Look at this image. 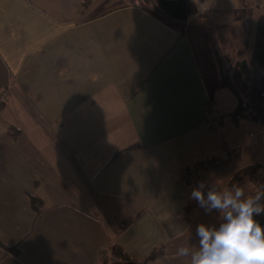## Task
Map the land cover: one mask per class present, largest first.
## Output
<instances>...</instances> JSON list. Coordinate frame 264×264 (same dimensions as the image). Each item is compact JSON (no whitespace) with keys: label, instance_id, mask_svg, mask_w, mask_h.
<instances>
[{"label":"crops","instance_id":"obj_1","mask_svg":"<svg viewBox=\"0 0 264 264\" xmlns=\"http://www.w3.org/2000/svg\"><path fill=\"white\" fill-rule=\"evenodd\" d=\"M191 1L181 33L156 0H0V264H100L115 244L189 264L178 249L209 225L191 192L230 167L182 172L240 142L215 50L264 11Z\"/></svg>","mask_w":264,"mask_h":264},{"label":"trees","instance_id":"obj_2","mask_svg":"<svg viewBox=\"0 0 264 264\" xmlns=\"http://www.w3.org/2000/svg\"><path fill=\"white\" fill-rule=\"evenodd\" d=\"M158 8L165 19L184 32L186 18L196 11V5L191 0H156ZM250 9H244L237 25L241 37L238 46L231 49H216V58L221 68L220 86L228 88L236 97L235 106L229 111L217 114L219 121L230 115L235 123L240 119L256 121L264 125V11L257 15L255 24ZM254 25V26H253ZM4 106V103H3ZM254 167V168H253ZM250 170L258 171L254 183L259 187L249 188L247 195H253L264 190V161H255L237 169L234 176H243ZM232 178L230 183L233 185ZM33 209L40 211L42 199L35 193H30ZM260 203L264 205V197ZM254 219L264 227V211L254 214ZM221 221L218 223V227ZM17 247V246H15ZM162 245L154 248L142 258L129 255L120 245L112 246L113 264H157L153 261L162 254Z\"/></svg>","mask_w":264,"mask_h":264},{"label":"clouds","instance_id":"obj_3","mask_svg":"<svg viewBox=\"0 0 264 264\" xmlns=\"http://www.w3.org/2000/svg\"><path fill=\"white\" fill-rule=\"evenodd\" d=\"M204 188L200 182L191 198L206 212H219L221 223L198 225V246L180 247L177 255L188 257L189 264H264V227L254 219V214L264 211L260 203L264 190L246 196L239 185L226 189L212 185L205 195Z\"/></svg>","mask_w":264,"mask_h":264},{"label":"rangeland","instance_id":"obj_4","mask_svg":"<svg viewBox=\"0 0 264 264\" xmlns=\"http://www.w3.org/2000/svg\"><path fill=\"white\" fill-rule=\"evenodd\" d=\"M257 18V14L255 13V19H254V24ZM254 26V25H253ZM236 30H238V27H236ZM6 91V90H2ZM7 95V93H6ZM6 100V98H5ZM236 101V100H235ZM223 109L224 112L227 110L225 108ZM2 112V111H1ZM225 123L224 127L227 125H232L237 131H238V143H240L243 147L244 150L235 155L231 160V162L226 165L225 167H230L227 172H225L224 176L225 178H221L220 181V175L218 178L215 179L214 183H209L204 190L208 191V188L211 187L212 185H217L218 189H226L228 187H231L232 184L230 183V180L234 174V172L239 169L240 166L243 164H248L252 163L255 161H264V125L260 124L259 122L256 121H250L248 119H240L239 123H235L230 115H226L225 117ZM252 133L253 136L248 137V133ZM254 137L257 138V141H253ZM251 139V140H250ZM236 157V158H235ZM254 168V167H253ZM214 171V170H210ZM221 171V170H219ZM252 171L250 170L247 174L243 176H234L232 178L233 185H239L240 187L244 188L245 195L249 191V188H254L259 187V183H254L253 180L256 177V174L258 171H256L254 174H251ZM229 180V181H228ZM253 183V184H252ZM194 212L201 213L202 217H205L209 223V227H216L214 220L221 218V215L219 212L216 210H213L211 212H206L204 208H202L199 204L193 207Z\"/></svg>","mask_w":264,"mask_h":264},{"label":"built area","instance_id":"obj_5","mask_svg":"<svg viewBox=\"0 0 264 264\" xmlns=\"http://www.w3.org/2000/svg\"><path fill=\"white\" fill-rule=\"evenodd\" d=\"M6 98V91H0V114L3 109V103ZM253 136V135H251ZM258 139L254 137L253 141H257ZM244 150V147L238 143L235 142L229 146L226 147V149L223 151L221 154H216L212 155L202 163L194 166L192 169L189 170H184L182 172V176L188 179L189 181L192 180V178L195 175H198L199 169L201 167L208 169V170H214V171H219L222 170L226 165H228L232 158L241 153ZM113 254L112 250H104L101 259H100V264H113Z\"/></svg>","mask_w":264,"mask_h":264}]
</instances>
